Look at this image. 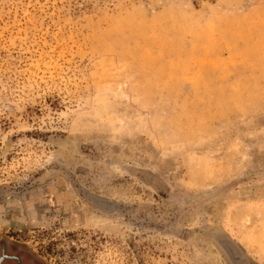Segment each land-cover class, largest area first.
Instances as JSON below:
<instances>
[{
    "label": "rangeland",
    "instance_id": "obj_1",
    "mask_svg": "<svg viewBox=\"0 0 264 264\" xmlns=\"http://www.w3.org/2000/svg\"><path fill=\"white\" fill-rule=\"evenodd\" d=\"M1 245L264 264V0H0Z\"/></svg>",
    "mask_w": 264,
    "mask_h": 264
},
{
    "label": "flooded vegetation",
    "instance_id": "obj_2",
    "mask_svg": "<svg viewBox=\"0 0 264 264\" xmlns=\"http://www.w3.org/2000/svg\"><path fill=\"white\" fill-rule=\"evenodd\" d=\"M6 245H1L0 264H44L23 252L11 253Z\"/></svg>",
    "mask_w": 264,
    "mask_h": 264
}]
</instances>
